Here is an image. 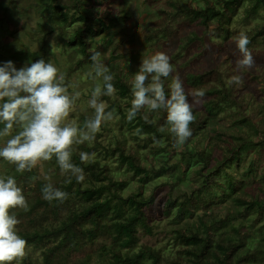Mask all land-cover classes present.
Wrapping results in <instances>:
<instances>
[{"label":"trees","instance_id":"trees-1","mask_svg":"<svg viewBox=\"0 0 264 264\" xmlns=\"http://www.w3.org/2000/svg\"><path fill=\"white\" fill-rule=\"evenodd\" d=\"M51 1L46 3L48 17L57 12L61 23L70 25L78 21L67 38L60 25L52 24L58 29L55 38L69 50L65 51L69 62L64 71L67 84L72 72L92 63L90 55L93 50L108 47L113 54L120 47L122 40L113 39L117 32L114 27L127 20L129 14L125 2L111 7L112 0H71L69 4ZM144 1L149 5L158 0ZM163 1V4L153 6L157 16L141 27L140 41L153 54L163 52L164 43L178 35L177 46L170 56L175 64L185 68L179 74L185 90H203L205 93L193 108L194 121L189 125L192 135L183 145V152L178 153L177 162L154 166L155 153L171 154L175 151L166 112L149 111L145 107L132 121L127 119L132 99L129 81L140 63L133 65L130 58H125L133 53L130 49L113 54L119 59L111 61L108 69L114 76L115 93L126 99V110L118 99L110 100L108 106L115 107V113L123 120L122 127L127 125V133L133 136L135 146L126 144L125 132L119 130L120 137L116 135L113 146H100L99 132L94 145L78 144L89 154L87 162H82L80 152L72 148V162L84 169L86 179L77 183L73 178L66 184L65 176L58 184L52 183L69 194L63 202L50 203L43 199L41 188L45 182L37 181L33 188L27 186L32 193L23 192V195L30 210L24 212L17 208L14 215L29 217L31 228L21 230L19 235L27 245L42 246V264H89L92 246L100 251V256L108 254L107 258L94 264H141L145 258L150 259L149 264H264V168L258 173L257 164L261 160L252 155L264 147V138L254 141L247 131L242 130V126H247L264 137L259 127L264 120V69L260 73L263 82L261 98L246 88L239 71L244 68L237 70L236 61L230 55L222 57L214 66H207L203 59L194 62L204 50L205 36L214 38V42L210 41L222 48L230 46L229 43L243 32L250 40V52L253 48L264 49V22L257 23L252 29L233 27L236 17L244 21L254 18L257 10L264 8V0ZM180 25H183L182 32H179ZM39 40L44 44L41 35ZM186 53L190 54L184 58ZM219 53L223 55L222 51ZM221 64L223 69L219 67ZM175 75L177 73L173 72L168 78H162L166 93ZM236 75L241 77L242 83H229ZM110 97L100 99L109 100ZM221 113L229 117L228 121L233 125H241L228 128L217 123L210 127L215 131L211 135L208 129L211 118ZM259 114L263 118L254 126V119ZM87 118L90 117L82 116L80 126L83 127ZM163 136L165 145L160 143ZM137 139L144 142L146 152H139ZM185 151L198 158L187 171L195 177L192 181L189 179V189L175 186L179 179L175 178L174 172L178 171L183 159L179 156ZM147 152H154V158ZM108 156L117 159L120 168L136 178V192L127 196L120 193L128 186L129 180L115 178V170L104 158L100 160ZM164 158L159 156L161 161H165ZM56 167L59 168L58 164ZM25 172L28 178L35 175L33 169ZM162 175L168 177L172 190L177 191L176 196L170 192L162 209L163 215L175 223L170 240L179 245L175 255H166L163 259L158 247L139 243L141 235L152 231L143 207L153 202L154 194L145 196L144 190L153 177ZM79 198L83 200L81 203L77 202ZM229 200L228 206L224 205V215L220 217L222 208L213 210L214 207ZM200 210L197 219L189 220ZM99 237L103 240H98ZM106 239L118 247L108 246ZM22 260L21 264H35L26 256Z\"/></svg>","mask_w":264,"mask_h":264},{"label":"clouds","instance_id":"clouds-1","mask_svg":"<svg viewBox=\"0 0 264 264\" xmlns=\"http://www.w3.org/2000/svg\"><path fill=\"white\" fill-rule=\"evenodd\" d=\"M249 43L243 32L235 37L240 53L236 61L238 69H251L255 64ZM90 60L92 64L87 75L93 80L101 79L102 85L95 84L91 91L88 104L94 109V115L84 121L83 127L66 122L80 92L69 94L66 75L54 64L44 58L19 69L11 60L0 63V123L4 125L0 137H11L0 144V158L15 165L17 172H30L39 162L55 157L61 173L67 177L66 184L73 178L77 183L85 180L84 169L72 162V146L94 141L102 122L113 119V113L105 111L107 105L100 97H110L116 92L114 76L101 59V53L93 50ZM173 72L170 57L165 52L148 54L145 50L138 70L129 81L132 99L126 116L132 121L145 107L149 111L163 110L174 138L173 146L181 147L192 135L189 125L194 121L193 108L205 93L203 90L186 92L179 75L172 78L166 93L162 78H168ZM229 83L240 84L242 79L236 75ZM14 125L18 131L13 135ZM80 159L87 162L89 154L81 152ZM41 192L43 199L50 203L63 202L69 195L52 183L44 184ZM14 208L24 212L30 210L17 179L12 175L0 177V264H11L26 255L27 241L18 234L16 227L20 221L9 213Z\"/></svg>","mask_w":264,"mask_h":264},{"label":"rangeland","instance_id":"rangeland-1","mask_svg":"<svg viewBox=\"0 0 264 264\" xmlns=\"http://www.w3.org/2000/svg\"><path fill=\"white\" fill-rule=\"evenodd\" d=\"M181 3L186 1L193 2L194 0H179ZM52 3L51 0H0V63L4 61L11 60L14 62V65L19 69L23 65L29 62H34L37 59L44 58L46 62H51L54 64L59 72L65 71L68 65L67 54L65 51H69L68 48H64L62 44H59L58 40L55 38L58 33L57 28H53L52 24L60 25L63 30V36L68 37L72 31L75 29V26L78 24V21L67 25L61 23L58 20L57 12L53 14L52 17L47 16V6L46 3ZM58 2L69 4L71 0H58ZM120 2H125L126 9L129 14V18L124 22L119 23L114 29L117 32L114 34L113 39L114 41L122 40V44L113 54L120 52L122 49H130L133 53L128 54L125 58H130L133 65H137L140 63V59L146 48L142 45L140 41V30L141 27L144 25L149 24L154 17L157 16L155 8L153 6L157 4H163V0H158L155 2L150 3L149 5L144 0H112L110 1L111 7H116ZM45 9V11L43 10ZM264 22V8L258 9L257 14L254 18H250L247 21L241 20L239 18H235L233 23V27L241 28V29H252L257 23L260 24ZM183 25H180L179 32L183 31ZM200 31V28H197ZM40 35L43 37L44 44H41L39 37ZM214 38L208 39L205 36V47L203 52L200 55V58L194 60V62L201 61L202 59L206 62L207 66H214L219 63L222 57H227L228 55L234 61H237L239 58V51L236 47L235 40H232L229 45H224L222 48H219L217 44H214ZM178 42V35L175 34L173 39L168 40L164 43V51L170 57V63L173 66L174 72L179 75L185 68H181L178 64L172 60L170 56V52L176 48ZM43 48V49H41ZM147 51V50H146ZM219 51L223 52V55L219 53ZM101 59L104 60L106 66L110 65L111 61H116L119 58H114L111 50L106 47L100 49ZM148 54H152V52L147 51ZM252 56L254 57L255 64L251 69L244 68L238 69L240 71V75L243 77L244 82L246 84V88L251 90L255 93L258 97H263L262 93V79L260 73L264 69V49L253 48ZM190 53H186L185 57H188ZM92 63H86L82 68L72 72L69 75V82L68 91L69 94H73L74 92H80V97L78 100L75 101L74 107L69 114L66 122H75L77 126L81 124L82 116H89L92 117L94 115V109L89 107L88 101L91 99V91L94 88L95 84L101 83L102 80L97 79L93 80L88 77L87 73L91 68ZM135 67V66H134ZM220 69H223V64L219 66ZM112 99H118L119 103H121L124 110H126L125 105V98H119L118 95L115 93L110 97L109 100L100 99L104 103H106L107 107L105 109L106 112L111 111L113 113V119L109 121H104L101 124V130L99 131L98 140L100 142V146H113L115 141L116 135L119 136V130L125 132V143L131 144L135 146L133 143L134 139L133 136L127 133V128L125 126L122 127L123 120L121 117L115 113V107L109 108V102ZM260 105H263L262 101L258 102ZM264 107V105H263ZM264 111V109H262ZM229 112L228 110H225ZM262 111V112H263ZM259 114L254 119V126L259 124L263 117ZM261 118V119H260ZM229 117L224 115L223 113L217 114V117H212L211 122L208 126L209 132L211 135L215 134V131L210 129L211 126L216 125L217 123H223L226 127L230 128L231 126L241 125L228 121ZM256 123V124H255ZM4 125L0 123V130H2ZM122 127V128H121ZM259 127L262 128V132H264V120ZM242 130H245L252 136L254 141L261 140L262 133L257 134L249 129L247 126H242ZM18 129L14 125L12 134H16ZM120 137V136H119ZM140 137H143L141 134ZM11 138L10 136L0 137V144L5 143L7 139ZM95 141V140H94ZM87 142L88 145H94L95 142ZM139 144L137 149L140 153L146 152L147 148L143 146L142 140H136ZM160 143L165 145V137L160 138ZM72 148L78 152H84V149L81 147L79 148L78 144H73ZM184 147H175V151L171 154L159 152L155 153L154 156L152 154L154 152H147L148 155L154 158V166L157 167L163 162L166 164H171L178 161V153L183 152ZM177 154V155H175ZM95 155V154H94ZM93 154L91 156H94ZM165 157V161H161L159 156ZM256 160H261L258 167V173L262 172L264 168V147L258 149V151L252 154ZM179 157L183 158L178 171L175 173V178L178 180L175 186L180 187L181 189L188 188L190 183L188 182L194 180V174L187 172L191 165L195 163L197 160L192 155V152L189 153L185 151V154L180 155ZM107 162L112 168L115 170V178L116 179H124L129 180L128 186L120 191L123 196H127L132 192L137 191L138 183L136 178L129 172H124L120 166L117 159H114L112 156L108 157H101L100 160ZM198 159V158H197ZM147 165H149V162ZM196 164V163H195ZM57 163L55 158L50 161H41L37 164L36 167L33 168L35 175L32 178H28L25 176V173H19L16 171V166L8 163L7 161L0 158V177H6L8 175H12L17 179L18 185L22 189V193L31 194L32 190L27 188H33L37 181L45 182V183H59L65 175L61 173L60 168L56 167ZM169 176V174H167ZM165 175L159 177H153L150 181L149 185L144 190L145 196H148L150 193L154 194L153 202L148 205L144 206V214L148 216V222L152 225V231L149 234L141 235L139 243H147L152 247H158L162 254V259L166 255H175L176 250L178 249V243L173 242L170 240L172 235L171 228L175 225L167 216L163 215V201L165 198L170 194L172 191V196H176L177 191L172 190L170 181L168 177ZM86 179V178H85ZM256 181L258 179H255ZM247 181V180H246ZM248 182V181H247ZM189 189V188H188ZM81 203L83 200L79 198ZM230 203L229 201L224 202L223 204H218L214 207L213 210L217 208H222L220 210L219 216L222 217L225 212V204L228 206ZM17 208L10 209L9 213L14 215ZM23 211H21L22 213ZM201 213V210L196 213L189 220L197 219V214ZM20 223L16 226L18 234L21 230L25 228H31L30 223H28V218L25 215L17 214L15 215ZM232 226V225H230ZM141 233V232H140ZM98 240H103L102 237L97 238ZM108 246L114 248L118 247L117 244H111L108 239L105 240ZM90 259L89 264H94L101 260L102 258H107L108 254H104L100 256V251H98L95 246H92V249L89 251ZM125 252V250H124ZM42 246H34V245H27L26 246V257H29L35 264H42ZM77 255V254H76ZM79 254L78 257H80ZM23 260H14L11 264H21ZM150 259L145 258L141 264H149Z\"/></svg>","mask_w":264,"mask_h":264}]
</instances>
